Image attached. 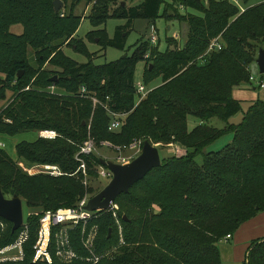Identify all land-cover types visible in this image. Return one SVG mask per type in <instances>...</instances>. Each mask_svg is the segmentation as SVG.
<instances>
[{"label": "trees", "instance_id": "obj_1", "mask_svg": "<svg viewBox=\"0 0 264 264\" xmlns=\"http://www.w3.org/2000/svg\"><path fill=\"white\" fill-rule=\"evenodd\" d=\"M92 1L62 0L65 12L61 16V10L54 11L53 0H0V101L7 102L0 111V134L57 133L54 138L17 143L16 159L0 148L3 195L17 194L31 210L22 260L0 264H65L56 256L53 234L51 263L32 261L39 213L76 206L85 192L93 196L99 191L90 183L84 186L80 172L69 175L78 166L75 153L89 137L97 148L104 141L122 146L140 139L158 149L172 143L185 151L161 158L160 166L116 197L123 212V244L110 258L95 264H221L217 243L264 211V101L252 102L240 123L228 121L240 110L232 90L253 84L249 67L259 48L264 49V0H254L255 4L253 0H240L242 4L238 0H140L124 6L121 1L126 0H119L111 10L107 6L117 0H96L90 10L93 27L109 16L126 19L112 38L102 29L87 34L89 40L96 37L105 46L123 48L125 35L137 18L154 22L162 17L178 28L185 27L180 43L173 35L166 36L164 51L158 48V37L155 44L140 40L131 56L104 64L93 63L83 40L75 37L83 14L74 9ZM16 25L21 27L19 33L12 30ZM214 41L220 46L210 49ZM67 44L86 53L88 61L79 63L66 55L63 46ZM29 50L34 53V64L28 60ZM139 60H145V87L156 78L161 80L147 87L141 100L134 81ZM55 75L57 79L51 81ZM51 85L64 94L47 91ZM103 104L124 113L119 131L108 129L112 117ZM189 116L198 119L191 128ZM213 118L224 126L212 125ZM228 132L232 133L230 143L204 153L206 146ZM199 154L201 163L195 160ZM101 156L84 157L89 182L97 179ZM20 160L57 165L68 174L29 175L18 165ZM102 214L92 218L99 228L97 253L117 241L102 235L108 228L116 232L111 214ZM0 222L5 225L0 245L11 244L22 228L12 232L10 221L0 217ZM80 233L81 225H77L68 230V239L84 258L88 253ZM67 264L89 263L77 258ZM244 264H264V237L250 243Z\"/></svg>", "mask_w": 264, "mask_h": 264}, {"label": "rangeland", "instance_id": "obj_2", "mask_svg": "<svg viewBox=\"0 0 264 264\" xmlns=\"http://www.w3.org/2000/svg\"><path fill=\"white\" fill-rule=\"evenodd\" d=\"M139 1L140 0H126V1H121V4L123 6L126 4H136ZM163 1L169 2L171 0H163ZM238 1L240 4H242L240 2V0H238ZM95 2H96V0H93L91 2V4H89L88 6L83 5V2H81L79 4V7L74 9L75 12H77L78 14H83V18H82L81 23H80V25L76 31L75 37L81 38L83 40L84 45H85V49L88 53L92 54V61L95 64H104V63H108L111 61H115L122 56H131L134 49H135L136 43L140 40H148L150 38V35L153 33L152 31L154 28L156 29L154 34L159 39L158 48L160 51H164L167 47L166 36H172L173 35L172 37L179 40V43H180V40H182L184 38V35H182V33L185 32L184 31L185 27L178 28L177 23H175V22L167 23L164 21V19L162 17H157L154 20V22L146 20V19H142V18L135 19L132 23V26L130 27V30L125 35L126 41H125V45L123 48H118V47H114V46H110V45H108V46L102 45L96 37L92 40H89L87 37V34L91 30L102 29V30H104V32L106 33V35L108 37L112 38L115 34L116 27L126 24V19H123V18L117 17V16H109L105 19L104 23L102 25H100L98 28L93 27L91 20H90V10H91V6L94 5ZM119 2L120 1L117 0L115 3H109V5L107 7H109L111 10L114 7H116L117 5H119ZM252 2L254 3V0ZM68 6H69V4H68ZM68 6H67V9H68ZM63 7H64V3L62 2V5L60 6V8L58 10V11L61 10V14H62V15L60 14L61 16H63V12H65L62 10ZM162 7H163V4L161 5L160 11L162 10ZM12 30L16 33H19L21 31V27H20V25H16L12 28ZM72 40H74V39L72 38ZM71 42H74V41H71ZM63 52L66 55H68L71 59H73L79 63H84V62L88 61V57H87L86 53H84L82 51H77V50H75V48L73 46H69L68 44L63 46ZM34 58H35L34 53L32 52V50H29L28 51V60L32 64L35 63ZM144 67H145V60H139L136 63L135 73H134L135 84H138V83L143 84L144 83V80H143V78H144V76H143ZM46 68L51 69L52 67L47 65ZM249 70H250L251 74L256 77L257 81L264 82V73L263 74L259 73L258 66H257L256 62L254 64L250 65ZM55 76L57 77V75H55ZM160 82H161L160 78H156V79L152 80L147 85V87H154L156 85H159ZM254 86H255V83H254ZM243 88H248V87L244 86ZM46 90L49 91L50 93H53L56 95L64 94L61 89H59L58 87H56L54 85L47 87ZM253 92L255 93L256 99H264V87L260 88L259 86H255V89ZM240 93L242 95L241 97H244V98H238V95H239L238 92H235L236 97L233 96L235 99L237 98V100H239L240 110L235 115H233L232 117H230L228 119L230 124L235 125L237 123H240L242 121L245 113L248 111V109L251 105V102L248 99H245L246 97L244 96V91L242 89L240 90ZM10 95H11V93H9V96ZM241 99H243V100H241ZM6 104H7V102L0 101V111L5 107ZM187 121H188V127L191 128L198 122V119H196L192 116H189L187 118ZM211 124L216 126V127H219V128L224 126V123L217 118H213L211 120ZM119 130H120V128H118L114 131H119ZM43 131H53V130H43ZM56 136H57V133H56ZM37 137H41L40 131L36 132V131L28 130V131H22V132L16 133L14 135H1L0 134V142L2 143V148L7 152V154L12 159H16V157H17L16 156V150H15L16 144L21 142V141H33ZM46 138H53V137H46ZM231 139H232V133L231 132L223 134L216 141H214L213 143L206 146L204 148V153L219 151L224 146H226L228 143H230ZM106 142H109V141H106ZM101 143H102L101 144L102 147L97 148L98 146H96L95 153L97 155H100V156L102 155L101 158L111 159V160L115 161L119 152L115 151L109 147L104 146L103 142H101ZM158 151H159L160 158H164V157L169 156L170 154H173L171 152V147H160L158 149ZM195 160L198 163H201L202 162V154L197 155ZM115 162H117V161H115ZM18 165L29 175L47 174V175H51V176H59V175H52V174L47 173V172H42L40 165H43V164H41V163H39V164H28V163L24 162L23 160H20L18 162ZM50 165H53V164H50ZM54 166H56L57 170L60 171L62 174H68V173L62 172V170L57 165H54ZM75 174L69 173V175H72V176ZM87 174H88V170H87ZM109 180L110 179H107V178H97V179H92L89 182V179H88V184L90 183V185H93V187L96 190H101L108 183ZM90 197L91 196L89 195V198ZM30 211L31 210L28 209V207L23 203L22 204L23 222H26V219H27L28 215L30 214ZM99 213H100V211H99ZM105 213H110L111 216L113 217V225L115 224V226H116V232H113L112 229L108 228V229H105L103 231L102 235L104 237L107 236L108 238H111L114 240L116 237V239H117L116 243H114L112 246H109L107 248H102V251L97 253V251H96V240H97L98 235H99L98 225L93 222V219L88 221L87 223H79V225H81V233L80 234H81L82 245L85 248V250L87 251L88 255L84 258L79 257V255L72 248L71 241L69 239V247L73 250L74 256L71 257V259H69L68 257L62 258L61 259L62 261L60 260V262L67 264V263L72 262V260H74V259L80 258L82 260H85L89 264H91V263L95 264L103 257L104 258H110V255L113 253V251L116 250V248H118L120 245L123 244V225H122V219H121L123 212L122 211L119 212V207H118L117 203H115V201H114L113 206L111 208H109L108 210H105V211H101L102 215H104ZM97 214H98V212H97ZM4 230H5V225L4 224H3V226L0 225V237L2 236ZM223 241L224 240L222 239L221 241H219L217 243V245H220L221 244L220 242H223ZM86 244L88 245V247L86 246ZM15 252H16V250L12 251V253H15ZM22 258L18 259V260H22ZM6 261H8V260H6Z\"/></svg>", "mask_w": 264, "mask_h": 264}, {"label": "built area", "instance_id": "obj_3", "mask_svg": "<svg viewBox=\"0 0 264 264\" xmlns=\"http://www.w3.org/2000/svg\"><path fill=\"white\" fill-rule=\"evenodd\" d=\"M236 1V0H234ZM153 33L150 35V42L155 44L157 41V37ZM220 44L217 41H214L210 44V49L217 47L219 48ZM249 80L260 88L264 87V82L257 81L256 77L250 75ZM137 94L139 96L138 100H141L146 96L149 89H147L143 84H135ZM81 92H85V88H81ZM93 104H96L98 100L93 97ZM103 107L107 112L111 115L112 119L109 124V130H116L121 125V119L124 113H117L109 110L108 106L103 104ZM41 137H55V131H40ZM103 145L109 147L115 151H118L119 154L116 157L118 163L125 164L130 162L136 155L141 152L142 141L140 139H134L128 145H113L110 142H103ZM168 147H171V152L177 156L182 155L185 151L180 148L176 144L170 143ZM0 148H2V143L0 142ZM96 145L93 138H87L80 146L78 151L75 153L74 158L78 162L77 169L72 173L75 174L77 172L82 173V183L84 186H88V174H87V165L84 157L89 156L92 153H95ZM41 166L42 172H47L52 175H62L60 171L57 170L56 166L50 164H43ZM97 178H107L111 179L112 172L101 164L96 168ZM89 193L85 192V194L81 197L76 206L73 207H63L58 208L56 210H46L41 211L39 213V226L37 230V237L33 245L34 255L33 262L36 261H46L51 263L52 257L50 253L51 239L52 234L55 237L54 245H56V256L61 260L62 258L74 256L73 250L69 247V239H68V230L72 229L79 225V223H87L92 218L97 216V212L99 211H87L84 209L87 200L89 199ZM113 206V202L110 204L109 208ZM108 208V209H109ZM107 209V210H108ZM105 211V210H104ZM101 212V211H100ZM0 225L3 226V223L0 222ZM21 231L19 232L17 238L8 245L1 246L0 245V262L6 260H18L23 257V243L26 241L28 237V228L26 222H23L21 225ZM54 228H59L54 230ZM230 235H227L224 239L229 238ZM88 247V245L86 244ZM16 250L15 253L12 251ZM62 261V260H61Z\"/></svg>", "mask_w": 264, "mask_h": 264}, {"label": "water", "instance_id": "obj_4", "mask_svg": "<svg viewBox=\"0 0 264 264\" xmlns=\"http://www.w3.org/2000/svg\"><path fill=\"white\" fill-rule=\"evenodd\" d=\"M62 5L61 0H53V8L58 12ZM260 74L264 73V49L259 48L255 60ZM18 73L17 77H20ZM57 77L51 78L55 81ZM100 164L112 172V177L108 183L91 196L84 206L87 211L107 210L112 202L121 193H126L137 180L142 179L151 169L161 165V158L158 148L149 140L142 143L141 152L130 162L121 164L111 159L100 158ZM0 217L12 223L11 231L14 232L23 224L22 200L14 194L11 197H5L0 188ZM110 231V230H109Z\"/></svg>", "mask_w": 264, "mask_h": 264}, {"label": "crops", "instance_id": "obj_5", "mask_svg": "<svg viewBox=\"0 0 264 264\" xmlns=\"http://www.w3.org/2000/svg\"><path fill=\"white\" fill-rule=\"evenodd\" d=\"M244 86L248 88H243ZM255 86H258L255 84ZM254 83L241 85L235 87L232 90V96H235V92H238V98L241 97L240 90L244 91L245 99H248L251 103L256 99ZM237 99V98H236ZM243 100V99H241ZM264 101V99H261ZM264 237V211L257 213L254 217L243 222L239 228L227 239H223V242L218 245L221 257V264H244L248 248L250 243L254 239Z\"/></svg>", "mask_w": 264, "mask_h": 264}, {"label": "bare ground", "instance_id": "obj_6", "mask_svg": "<svg viewBox=\"0 0 264 264\" xmlns=\"http://www.w3.org/2000/svg\"><path fill=\"white\" fill-rule=\"evenodd\" d=\"M136 157V156H135Z\"/></svg>", "mask_w": 264, "mask_h": 264}]
</instances>
